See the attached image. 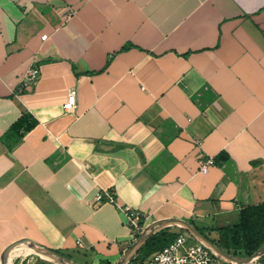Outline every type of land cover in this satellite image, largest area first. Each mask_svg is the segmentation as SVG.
Masks as SVG:
<instances>
[{
    "label": "crops",
    "instance_id": "1",
    "mask_svg": "<svg viewBox=\"0 0 264 264\" xmlns=\"http://www.w3.org/2000/svg\"><path fill=\"white\" fill-rule=\"evenodd\" d=\"M122 206L210 240L263 209L264 0H0V254L115 264L136 233Z\"/></svg>",
    "mask_w": 264,
    "mask_h": 264
},
{
    "label": "built area",
    "instance_id": "2",
    "mask_svg": "<svg viewBox=\"0 0 264 264\" xmlns=\"http://www.w3.org/2000/svg\"><path fill=\"white\" fill-rule=\"evenodd\" d=\"M74 14V9L66 5L63 10V17L69 18ZM45 40L46 34L40 36ZM34 72L32 73V75ZM76 105V92L69 89L66 93L62 108L70 112ZM198 143V141H196ZM199 169L205 172L207 167L214 163L210 156L198 160ZM95 202H108L116 205V197L113 192L107 189H101L95 196ZM121 210L127 216L128 222L133 229L139 233L142 229L137 223L138 212L128 206H122ZM192 240V241H191ZM228 261L218 255L209 246L194 238L191 234L179 232L172 241L161 249L152 253L150 258L144 264H226Z\"/></svg>",
    "mask_w": 264,
    "mask_h": 264
},
{
    "label": "rangeland",
    "instance_id": "3",
    "mask_svg": "<svg viewBox=\"0 0 264 264\" xmlns=\"http://www.w3.org/2000/svg\"><path fill=\"white\" fill-rule=\"evenodd\" d=\"M261 220L258 219L253 221L246 226V228L237 233H231L215 239L219 245L218 247L229 255L237 258L250 257L255 251L264 246V217ZM144 231L145 230L142 229L139 233L136 232L133 241ZM177 231L190 234L186 229L178 226L162 227L152 234L149 237L150 239L148 238L149 240H145V242L138 247V249L127 260L126 264H144L150 258L152 253L169 239V232ZM26 258L30 260L27 262L25 259L24 263L26 264H39L41 261L45 260L34 253L28 254ZM19 260L21 261L22 259L18 257L16 264H19ZM226 264L234 263L227 262ZM250 264H264V254L256 257Z\"/></svg>",
    "mask_w": 264,
    "mask_h": 264
},
{
    "label": "water",
    "instance_id": "4",
    "mask_svg": "<svg viewBox=\"0 0 264 264\" xmlns=\"http://www.w3.org/2000/svg\"><path fill=\"white\" fill-rule=\"evenodd\" d=\"M166 226H178L180 228L186 229L194 238L198 239L199 241L203 242L207 246H209L212 250H214L218 255L223 257L228 262H234L237 261V263L242 262V260L247 259V261H253L255 255H262L264 254V246L255 251L250 257L247 258H237L235 256H231L228 253L224 252L222 249H220L215 243L212 242L209 238H207L204 234H202L195 226H193L190 222L179 219V218H166L161 220H156L149 224L147 227H145L142 232L120 255L119 259L115 264H123V260H127L130 258V256L138 249V247L145 242L152 234L157 232L160 228L166 227ZM20 242H27L29 243L30 247L35 250L36 252L45 254V255H52L55 256L59 261L65 263V264H78L75 261L71 260L64 254L59 253L58 251L54 249H50L44 246H41L35 242L32 241H22L18 240L15 242H12L8 246L4 248V250L0 254V264H5L7 254L9 250L17 245Z\"/></svg>",
    "mask_w": 264,
    "mask_h": 264
},
{
    "label": "trees",
    "instance_id": "5",
    "mask_svg": "<svg viewBox=\"0 0 264 264\" xmlns=\"http://www.w3.org/2000/svg\"><path fill=\"white\" fill-rule=\"evenodd\" d=\"M34 124H35V120L31 119L28 114H23L12 124L11 129L13 131H16L19 134H22L23 131L30 129ZM259 210H260V207H257V210L251 216H246L244 211L241 210L239 222L232 224V225H228V226L217 227L214 229H215V231H217L220 234L221 237L226 236V235L231 234V233H237V232L243 230L244 228H246V226H248L253 221L261 219L262 216L264 217V207L260 211ZM197 229L200 230L202 232V234H204L206 236V234L201 229H199V228H197ZM169 233H170L169 239L157 250L161 249L163 246H165L170 241H172L174 239V237L177 235V233H179V232L177 231V232H169ZM211 240L213 241V243H215L217 246H219L215 239H211ZM157 250H155V251H157ZM56 251H58V250H56Z\"/></svg>",
    "mask_w": 264,
    "mask_h": 264
},
{
    "label": "bare ground",
    "instance_id": "6",
    "mask_svg": "<svg viewBox=\"0 0 264 264\" xmlns=\"http://www.w3.org/2000/svg\"><path fill=\"white\" fill-rule=\"evenodd\" d=\"M16 247H18V248H16V250L13 252V254H12V257H11V259H10V261H9V264H16L17 263V259H18V257H20L21 256V254H22V252L26 249V248H28L27 249V251H30L32 248L30 247V245H29V243H27V242H20V243H18L17 245H15ZM14 246V247H15ZM42 254V253H41ZM43 255H45V254H43ZM45 256H47V257H49V258H52V259H54V260H56L57 262H59V263H61V264H65V263H63V262H61V261H59L55 256H52V255H45ZM256 257H258V255H255V257H254V259L256 258ZM234 264H238L237 263V261H234L233 262ZM250 264V263H252L251 261H247V259H245V260H242V262H240V264ZM123 264H126V260H123Z\"/></svg>",
    "mask_w": 264,
    "mask_h": 264
}]
</instances>
